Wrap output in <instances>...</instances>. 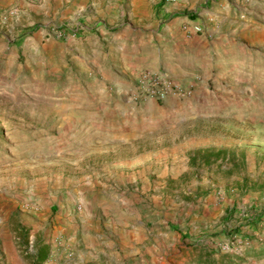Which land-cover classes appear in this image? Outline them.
<instances>
[{
  "label": "rangeland",
  "instance_id": "1",
  "mask_svg": "<svg viewBox=\"0 0 264 264\" xmlns=\"http://www.w3.org/2000/svg\"><path fill=\"white\" fill-rule=\"evenodd\" d=\"M173 2L209 11L0 0V246L31 254L66 221L80 233L89 205L103 226L111 212L97 204L127 197L152 237L181 231L166 246L179 264H264V0H227L195 92L142 58ZM165 74L188 93L135 98Z\"/></svg>",
  "mask_w": 264,
  "mask_h": 264
},
{
  "label": "crops",
  "instance_id": "2",
  "mask_svg": "<svg viewBox=\"0 0 264 264\" xmlns=\"http://www.w3.org/2000/svg\"><path fill=\"white\" fill-rule=\"evenodd\" d=\"M202 3L209 11L195 17L180 14V2L164 7V17L155 29L148 31L143 40L149 47L146 57L142 56L143 62L154 69L162 66L175 81L192 86L193 92L201 85H197L199 66L208 64L205 63L208 56L218 47L220 37H223L217 21L224 19L220 13L228 6L227 0H202ZM197 25L202 27L200 32L194 30ZM111 202L97 204L101 205L104 215L111 212L103 226L88 221L98 210V207L89 205L88 213L80 219L83 228L80 233L68 235L69 222L66 221L62 223L57 236L51 234L50 237L49 234L36 244L31 254H22L11 238L5 239L6 242L0 246V264L180 263L174 252L166 251V246L170 248L174 245L181 231L172 230L167 225L161 229L160 235L152 237L149 234L147 212L143 207H136L132 199L127 197L116 198ZM165 235L172 240L168 241ZM196 251L200 252L199 245Z\"/></svg>",
  "mask_w": 264,
  "mask_h": 264
},
{
  "label": "built area",
  "instance_id": "3",
  "mask_svg": "<svg viewBox=\"0 0 264 264\" xmlns=\"http://www.w3.org/2000/svg\"><path fill=\"white\" fill-rule=\"evenodd\" d=\"M194 30L200 31L201 28L199 26H195ZM187 90L188 89L186 87H183L171 80L168 75H157L153 81H150V84L148 83L143 88L139 89V94L135 95V98H139L141 100H147L149 98L163 100L168 96H183L188 93Z\"/></svg>",
  "mask_w": 264,
  "mask_h": 264
}]
</instances>
